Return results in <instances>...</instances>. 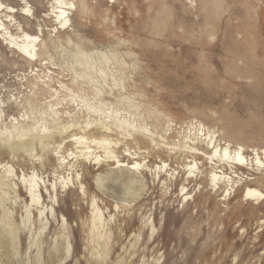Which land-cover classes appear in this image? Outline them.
I'll use <instances>...</instances> for the list:
<instances>
[{"label": "rangeland", "instance_id": "obj_1", "mask_svg": "<svg viewBox=\"0 0 264 264\" xmlns=\"http://www.w3.org/2000/svg\"><path fill=\"white\" fill-rule=\"evenodd\" d=\"M0 1L38 38L33 61L0 40V264H264V203L178 150L212 135L264 176V0H65L64 27L55 0Z\"/></svg>", "mask_w": 264, "mask_h": 264}, {"label": "bare ground", "instance_id": "obj_2", "mask_svg": "<svg viewBox=\"0 0 264 264\" xmlns=\"http://www.w3.org/2000/svg\"><path fill=\"white\" fill-rule=\"evenodd\" d=\"M55 1H57V4H59L58 10L55 12L57 14L55 18L59 22L61 27H64L68 23V19H67L68 13L66 11L71 8L70 7L71 4L66 3L65 0L63 2L62 0H55ZM3 11L9 14H13L16 12V9L9 7V6H5L0 1V13ZM26 12L28 13L29 10H26ZM12 35L13 34L11 35L9 34V32L7 31V28L5 27L3 23V20L0 19V40L3 42V44L23 54V56L27 60L33 61V59L36 56L35 43L38 39L37 36H30L28 34H22L21 36L20 35L12 36ZM105 129L108 130V128H105ZM70 141H74L76 144L81 145V144H85L86 140H84V138L82 137H72ZM32 144H33L32 141L23 142V147L24 149L30 148ZM109 144L110 142L105 141L106 147H108ZM85 149H88V147H85ZM178 150H179V153L184 154L183 156L184 158L189 159V161H186V163L188 164L185 165V169L189 171L188 173L189 175L187 177L189 178V181L195 175L194 173H192L193 171L192 169L193 167L197 166L198 164L197 160L204 159L205 162L203 163L204 165L202 164V168L204 167V172H207V177L206 179L202 178V182L206 184L210 188V190L213 192H216L221 187H223L224 194L222 197V201L229 199L231 191L234 188H239V186H242L243 188L242 194H241L242 201L250 203V204H254V205H260L261 203H264V190L259 191L250 186V185L257 183L259 180L262 183V185H264V176L262 178L252 177L253 179H247L248 177H244V174L242 173V169H246L252 172L256 170L258 174V171H260L259 169L261 167V164L263 165V163L261 162V157L258 156L257 152L254 153L253 161L250 159L248 160L243 155L242 149L240 147L236 149H232L229 146L221 147L220 145L216 143L212 135H207L206 139L200 140L196 143L195 142H188V144L185 143ZM105 154L110 155V152L107 151ZM135 157H136V154H133V155L129 154L130 159H134ZM99 159H100L99 156H95L94 163H98L100 161ZM162 166L164 167V165ZM121 167L122 166H120V168ZM140 167H142V165L138 163H134L131 165L130 168H132V170H138L140 169ZM34 177L35 176H29V177H26V179L22 178V181L27 180L26 189H27L28 197L30 199V205L37 206L40 203L39 193L41 190L38 189V186H37V183ZM194 178L195 180H197V176H195ZM80 187L81 188H80L79 193H84V191H82V186ZM125 193L129 194L128 191H126ZM180 193L185 196L184 200L186 202L190 199L189 194L186 192V189L184 187L181 188ZM131 194H134V191H132ZM132 197H134V195ZM39 214L41 216L42 214L41 211H39ZM90 225H91L90 232L95 233V235H98L99 229L104 227L103 222H102L101 212L95 207H94V212L92 213V218L90 220ZM101 245L106 246V244L104 243ZM68 251L69 250L67 247L66 254L68 253ZM97 254L99 256V253Z\"/></svg>", "mask_w": 264, "mask_h": 264}]
</instances>
